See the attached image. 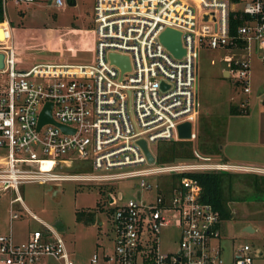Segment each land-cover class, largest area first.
<instances>
[{
  "label": "built area",
  "instance_id": "2783aa9c",
  "mask_svg": "<svg viewBox=\"0 0 264 264\" xmlns=\"http://www.w3.org/2000/svg\"><path fill=\"white\" fill-rule=\"evenodd\" d=\"M15 6L36 0H12ZM3 7L7 0H2ZM56 8L64 0H50ZM231 20L241 24L234 33ZM95 60L91 64L39 63L26 68L15 59L13 31L3 26L0 54V192L24 184L73 182L106 192L112 249L94 252L87 263L71 258L62 233L29 212L41 225L24 242L0 236L1 264H253L263 257L248 244L226 261L220 244L221 220L201 201L196 173L264 174V169L231 165L191 150L188 159L159 163L149 144L181 141L177 127L199 112L194 65L201 49L264 52V0H94ZM166 29L180 32L184 55L175 58L160 41ZM127 58L125 72L111 56ZM224 58L227 74L250 93V59ZM213 63V61H211ZM46 105L51 123L38 124ZM64 127L67 131H62ZM145 142L150 163L141 148ZM79 168L80 173H69ZM176 177V178H175ZM128 182L132 198L112 193ZM117 194H119L117 196ZM142 194L148 201H143ZM149 195V196H148ZM117 196V197H116ZM150 197V199H149ZM178 230L177 251L159 248L162 228Z\"/></svg>",
  "mask_w": 264,
  "mask_h": 264
},
{
  "label": "rangeland",
  "instance_id": "374dc122",
  "mask_svg": "<svg viewBox=\"0 0 264 264\" xmlns=\"http://www.w3.org/2000/svg\"><path fill=\"white\" fill-rule=\"evenodd\" d=\"M49 1L36 0L33 4L15 6L12 0H7L5 18L18 30L11 39L19 43L17 47L22 60L18 65L26 68L39 63H93L94 37L88 31L93 28L94 0H74V6L64 0L61 8L49 5ZM26 28L31 30L25 34ZM52 31L55 36H59L57 50L48 47L47 38ZM232 55L238 59L247 56V52L206 48L199 50L194 65V93L199 104V114L193 123V130L197 139L188 141L187 145L175 146L174 155L180 156L184 149L189 152L197 150L217 161L264 169V52L254 51L250 58L247 56L251 64L250 93L247 95L227 74L224 58ZM231 108L239 114H232ZM149 148L157 154L155 146L149 144ZM166 152L170 153L171 150ZM80 172L77 168L69 173ZM230 174L232 179L226 183L224 195L232 219L220 224V244L224 248L225 257H229L230 250L248 244L256 253L263 252V257H256L253 264H264V232L258 228L256 232L243 229L248 218L253 224L264 226V174ZM130 185L128 182L117 184L111 187L110 192L122 194L124 200L135 198L138 201L134 194L127 192V186ZM102 190L107 188L73 182L61 183L59 189L53 185L24 184L18 188L21 202L12 206L10 201L17 194L13 191L0 192V236L9 232L11 208L19 215L18 219L11 222L13 237L16 242H24L30 233L41 228L31 218V212L62 233L75 262L87 263L94 252L110 251L113 246L106 192L102 193ZM141 200L148 201L147 196L142 194ZM76 212H92L94 222L76 221ZM178 241V230L175 227L161 229V252H176Z\"/></svg>",
  "mask_w": 264,
  "mask_h": 264
},
{
  "label": "trees",
  "instance_id": "16d2710c",
  "mask_svg": "<svg viewBox=\"0 0 264 264\" xmlns=\"http://www.w3.org/2000/svg\"><path fill=\"white\" fill-rule=\"evenodd\" d=\"M5 22V9L3 7V2L0 0V25ZM241 24L239 20H231L230 31L234 33L237 27ZM10 25H12L10 23ZM13 28V26H11ZM15 31L14 34H17ZM76 32V31H75ZM55 32L52 31L48 34V47L51 50H57L59 47V36L54 35ZM4 38L2 31L0 30V40ZM16 48L19 49L18 42L16 43ZM232 114H239L234 108H231ZM169 143V144H168ZM187 145V141H173V142H163L157 146V161L159 163L174 162L176 158L188 159L191 157V151L182 150L180 156L174 155L175 146ZM171 150L167 153L166 151ZM189 177L195 179L201 187V201L210 204L215 212L218 213L221 222L228 221L232 219V212L228 206V200L224 195V188L226 183H229L232 179V174L228 172H217V173H196L189 174ZM176 178V177H175ZM76 221H84L85 223H93V213L88 212H76Z\"/></svg>",
  "mask_w": 264,
  "mask_h": 264
},
{
  "label": "water",
  "instance_id": "95a60500",
  "mask_svg": "<svg viewBox=\"0 0 264 264\" xmlns=\"http://www.w3.org/2000/svg\"><path fill=\"white\" fill-rule=\"evenodd\" d=\"M69 3V5L74 6L75 2L74 0H66ZM160 41L165 46V48L177 59H180L184 55V49L181 46V35L180 32L172 30V29H166L160 36ZM112 61L119 63V65L123 67L128 64L127 58L119 57L112 55L111 56ZM129 65V64H128ZM4 67V56L3 54H0V70ZM50 105H46L43 113L41 114L38 128L39 129L43 124L51 123V117H50ZM62 131H67L66 128L61 127ZM191 123L185 122L180 124L177 127V138L181 141H187L191 137ZM141 148L143 149V152L145 153L148 161L150 163L153 162V157L151 156L149 150L147 149V145L145 142H141ZM247 232H253V229L250 226H247L245 228Z\"/></svg>",
  "mask_w": 264,
  "mask_h": 264
},
{
  "label": "crops",
  "instance_id": "0c3cea01",
  "mask_svg": "<svg viewBox=\"0 0 264 264\" xmlns=\"http://www.w3.org/2000/svg\"><path fill=\"white\" fill-rule=\"evenodd\" d=\"M75 2V1H74ZM4 23H8V25L10 26V28L12 29V31H13V35H14V32L15 31H18L17 30V28L16 27H14L13 26V23L12 22H10L9 20H7L6 18H5V22ZM10 23L12 24V25H10ZM11 26H13V28L11 27ZM22 29V28H21ZM1 30V29H0ZM31 29H25V34H26V32L27 31H30ZM74 31V30H73ZM223 74H225L226 72H222ZM209 156V155H208ZM222 162V161H221ZM224 163H227V162H224ZM228 164H230V163H228ZM231 165H236V164H231ZM228 173H240V172H228ZM237 199V198H236ZM249 203V202H248ZM250 219L248 218L247 220H246V223L244 224V227H243V229L245 230V228L247 227V226H250L252 229H253V232H256V230H257V228L258 229H260L262 232H264V226H258V225H255V224H253L251 221H249ZM251 223H252V225H251ZM254 226V227H253ZM12 228V227H11ZM13 235V234H12ZM28 238V237H27ZM222 238V237H221ZM221 238H220V242H221ZM15 240V239H14ZM27 240V239H26ZM25 240V241H26ZM16 242V241H15ZM18 243V242H17ZM222 250H223V255H224V257H225V251H224V248L222 247ZM233 251H234V249H232V250H230L229 251V257H225V260L228 262V261H230L231 259H232V253H233Z\"/></svg>",
  "mask_w": 264,
  "mask_h": 264
},
{
  "label": "bare ground",
  "instance_id": "6f19581e",
  "mask_svg": "<svg viewBox=\"0 0 264 264\" xmlns=\"http://www.w3.org/2000/svg\"><path fill=\"white\" fill-rule=\"evenodd\" d=\"M5 25H6V23H3V24L0 25V29H1V31H2L4 37H5V34H4L2 28H3V26H5ZM3 40H4V38H3L2 40H0V41H3ZM15 59H16L17 63H19V62L22 60V59H21V56H20V53H19V51H18L17 48H16V51H15ZM128 69H129V65H128V64H126V66L122 68L123 72L127 71Z\"/></svg>",
  "mask_w": 264,
  "mask_h": 264
}]
</instances>
